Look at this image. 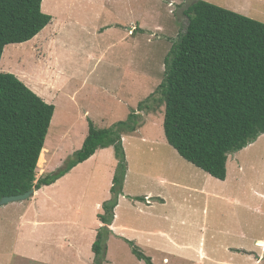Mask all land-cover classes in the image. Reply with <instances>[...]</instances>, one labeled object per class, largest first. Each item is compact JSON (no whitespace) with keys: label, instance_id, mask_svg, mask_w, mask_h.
<instances>
[{"label":"rangeland","instance_id":"obj_1","mask_svg":"<svg viewBox=\"0 0 264 264\" xmlns=\"http://www.w3.org/2000/svg\"><path fill=\"white\" fill-rule=\"evenodd\" d=\"M184 1L43 0L42 10L52 21L31 40L7 45L1 57V72L16 74L55 105L37 179L64 166L82 147L89 120L103 128L125 120L133 109L140 114L141 126L124 135L123 142L131 169L125 188L137 194L126 197L117 214L119 222L135 229L124 231V236L111 231L104 264H147L133 252L130 241L154 264H197L176 255L171 242L158 250L146 249L164 242L139 230L163 229L174 241H190L201 235L183 221L190 210L198 216L205 206L210 214L218 206L230 208L233 205L216 201L227 203L232 195L264 209V133L229 154V175L222 180L210 177L168 143L164 105L152 100L149 108L138 109L162 82L165 59L186 30L188 17L178 16ZM206 1L264 22V0ZM117 164L114 148H100L54 184L39 189L33 205L29 199L0 205V264H93L92 244L99 229L96 204L111 197ZM182 184L204 187L224 201L188 191ZM147 192L154 197L149 203ZM166 209H175L179 217H156Z\"/></svg>","mask_w":264,"mask_h":264},{"label":"trees","instance_id":"obj_2","mask_svg":"<svg viewBox=\"0 0 264 264\" xmlns=\"http://www.w3.org/2000/svg\"><path fill=\"white\" fill-rule=\"evenodd\" d=\"M42 1L0 0V61L7 45L31 40L52 21ZM185 15L186 30L165 59L162 82L138 109L149 108L152 100L164 105L168 143L187 161L224 180L229 154L264 133V22L206 0L191 5ZM54 112L55 105L16 74L0 71V199L51 185L98 149L113 146L118 164L111 197L97 214L103 225L92 244L93 264H104L109 226L128 170L122 138L138 130L142 120L134 109L110 127L89 120L82 147L64 166L37 179ZM130 243L140 259L153 264Z\"/></svg>","mask_w":264,"mask_h":264},{"label":"crops","instance_id":"obj_3","mask_svg":"<svg viewBox=\"0 0 264 264\" xmlns=\"http://www.w3.org/2000/svg\"><path fill=\"white\" fill-rule=\"evenodd\" d=\"M12 44H15V43H12ZM29 86L32 87L34 85L30 84ZM85 115H89L88 111L85 112ZM88 128H89V123H88ZM124 135L122 139L123 142H124V137H125ZM109 147L113 149V146H109ZM44 148H45V145H44ZM97 153H98V150L93 155ZM130 172H131V169L128 163V170H127L126 179L124 183V189H123L124 194L119 197L118 204L114 210L115 216H114L113 223L109 226L111 231H113L115 235L124 236L125 234L124 231H126L127 233L128 231L135 229L132 226H127V225L122 224V222H119L118 218L120 216L119 217L117 216V214H119L118 209L122 206L124 199L130 195L134 196L135 194H137V193H133L132 191H127V189L125 188L128 185V179L130 176ZM228 175L229 173H228V161H227L226 179L228 178ZM210 177H213V176H210ZM160 179L164 183H168L171 186L176 184L175 182L169 180L166 177H160ZM45 186H48V185H45ZM181 186L188 191H198L199 190L201 191V193H204L207 196L216 197L224 201L223 198L218 197L219 194L209 192L208 189H207L208 191H206L204 190L205 189L204 187L199 189L198 187H195L193 185H188V184H182ZM38 190L35 189L34 195L28 198L30 200V205H33L34 203H36V200L38 197ZM144 197L148 203L151 201V199L154 198L152 196V192L145 193ZM207 200L208 198H206V201ZM225 201L227 203L225 202L223 203L221 201H216V202L218 204H225L226 206L228 204L233 205V206L230 208L228 207L225 208L224 206H218V208H216V210L212 214H210V212L207 209V206H205L203 209V214L201 213L198 216L193 215L191 214L192 211L190 210L189 215L184 217L183 221L187 222L188 226L192 228V232L194 234H196L195 230L200 231V234H201L200 239L179 242L177 240L174 241L173 237L166 230L149 229L145 231L144 229H140L139 230L140 233L150 234L151 236H154V238H156L157 240H159L158 239L159 237L164 242V244H161L160 246L156 247V249L150 248L148 246L146 249L158 250L159 248H163L164 246H167L166 243L171 242L169 243V245H174L173 252L176 255L183 257L184 260H186L189 263L197 262V264H206L209 262L211 264H261L262 260L264 259V249H263L264 248V209L263 207L259 206L257 208V207L249 205L248 203H242V202L240 203L237 200V197H235V195L229 196L227 199H225ZM152 204L153 202L150 203V205ZM101 206L102 204L97 203L96 210H99V212H101L102 211ZM123 206L125 209L129 210V207L126 203H124ZM191 209L194 210L195 208L192 207ZM175 215L179 217V214L175 209H166L161 214H156V217H158L159 219H164V220H167L168 218H170L171 220L175 221ZM32 220H33L32 221L33 224L38 223V221L35 220V218ZM95 221L97 223L99 222V227L103 225V223L99 220L98 216L96 217ZM150 240L151 238H148L147 242ZM175 249L179 250L181 254H177L175 252ZM165 259L169 261V258L167 257V255L164 256V260Z\"/></svg>","mask_w":264,"mask_h":264},{"label":"water","instance_id":"obj_4","mask_svg":"<svg viewBox=\"0 0 264 264\" xmlns=\"http://www.w3.org/2000/svg\"><path fill=\"white\" fill-rule=\"evenodd\" d=\"M199 0H185L181 5L178 10V16L179 18L185 15L186 9H188L191 5L197 3ZM35 189L32 188L29 191L22 193V194H15V195H8V196H3L0 199V205L6 204L8 202L12 201H22L25 199H28L34 195Z\"/></svg>","mask_w":264,"mask_h":264},{"label":"bare ground","instance_id":"obj_5","mask_svg":"<svg viewBox=\"0 0 264 264\" xmlns=\"http://www.w3.org/2000/svg\"><path fill=\"white\" fill-rule=\"evenodd\" d=\"M48 151V148L45 147L42 149V152L40 154L39 160H38V164L42 165L45 162V153Z\"/></svg>","mask_w":264,"mask_h":264},{"label":"built area","instance_id":"obj_6","mask_svg":"<svg viewBox=\"0 0 264 264\" xmlns=\"http://www.w3.org/2000/svg\"><path fill=\"white\" fill-rule=\"evenodd\" d=\"M264 249V248H263Z\"/></svg>","mask_w":264,"mask_h":264}]
</instances>
